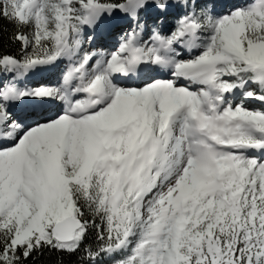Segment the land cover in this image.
<instances>
[{
    "label": "snow or ice",
    "instance_id": "1",
    "mask_svg": "<svg viewBox=\"0 0 264 264\" xmlns=\"http://www.w3.org/2000/svg\"><path fill=\"white\" fill-rule=\"evenodd\" d=\"M0 264H264V0H0Z\"/></svg>",
    "mask_w": 264,
    "mask_h": 264
}]
</instances>
